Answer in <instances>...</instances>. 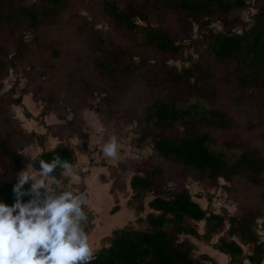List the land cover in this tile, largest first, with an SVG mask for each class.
I'll use <instances>...</instances> for the list:
<instances>
[{"label":"trees","instance_id":"16d2710c","mask_svg":"<svg viewBox=\"0 0 264 264\" xmlns=\"http://www.w3.org/2000/svg\"><path fill=\"white\" fill-rule=\"evenodd\" d=\"M97 2L108 29L85 25L95 51L92 63L98 81H93L105 93L103 102L111 106L115 103L112 91L123 90L137 79L154 94L138 117L144 127L139 139L149 137L152 152L145 160L146 167L132 172L127 199L139 212L145 209L147 199L149 209L136 217V225L113 228L105 236L106 243L94 250L96 258L91 264H206V260L216 264L207 252L194 253L188 235L205 240L216 235L211 245L228 257L222 264H244L245 259L264 264V238L257 231V218L264 215V152L249 139L218 138L216 133L234 130L237 125L224 102L251 108L252 115L256 111L258 119H264V0ZM70 5L71 0H0V24L10 33L26 26L34 35L38 26L59 23ZM248 7L254 10L245 20L241 13ZM116 34L129 41L119 40ZM22 39L20 36L19 41ZM188 47H193L197 56H183ZM134 48L162 56L152 59ZM14 57L8 60L9 66ZM169 58H178L182 64H170ZM4 62L0 60V68ZM10 91L0 95V103L21 102L20 96ZM252 118L243 125L251 129L258 121ZM259 134L264 140V130ZM24 135L10 115L0 119V202L9 206L15 203L17 174L27 161L26 153L17 147L18 138ZM57 154L76 164L77 154L68 141L42 147L33 159L51 163ZM164 163L172 166L175 181L168 178ZM34 166L40 169L39 159ZM60 174L58 169L49 175ZM110 175L109 189L114 192L119 178ZM190 176L212 187L221 185L219 178L234 182L241 177L244 187L260 190L259 202L238 201V209L232 213L210 210L201 206L184 184ZM32 183L29 179L20 191L30 190ZM225 183L222 185L231 191ZM120 188H125L124 182ZM39 191L43 195L44 189ZM150 191L155 193L149 196ZM211 197L209 192L207 199ZM20 199L26 203L29 197ZM117 208L114 204L111 211ZM200 220L204 221L201 232L196 226Z\"/></svg>","mask_w":264,"mask_h":264},{"label":"rangeland","instance_id":"374dc122","mask_svg":"<svg viewBox=\"0 0 264 264\" xmlns=\"http://www.w3.org/2000/svg\"><path fill=\"white\" fill-rule=\"evenodd\" d=\"M253 10V7L246 8L241 13L242 17L247 20L249 12ZM86 23L108 29L97 0H71L70 7L59 23L38 26L34 35L26 26L10 33L0 24V60L5 61V66L0 68V95L6 90H11L10 94L15 97L19 95L21 98V102L18 103L1 101L0 119L10 115L19 123V130L25 132L24 136L18 138L17 147L22 150L33 143L44 146L43 142L49 144L58 139L73 143L88 133L115 135L124 143V148L128 152L119 159L120 170L116 165H110L111 174H117V179L119 178L113 187L115 191L120 188L121 182L125 183L132 172L146 167L145 160L147 161V156L152 152L151 139L149 137L139 139L144 134V127L138 117L143 106L153 96L154 90L141 79H137L123 90H113L112 97L115 103L111 106L105 104L102 100L105 93L95 84V81H98L92 63L95 51L89 42ZM20 36L23 38L22 42L19 41ZM116 37L123 42L129 41L123 34H116ZM21 48L22 56L18 54ZM134 49L152 59L162 56L159 52ZM194 51L193 47L185 48L183 56H197ZM13 56L14 64L9 66L8 60ZM167 62L179 66L182 64L178 58H169ZM90 89L93 91L90 92ZM223 105L234 115L237 125L234 130H218L216 132L218 138L239 136L242 139H249L264 152V140L259 134L260 130H264V119L260 121L255 114L256 111L252 115L251 108L234 106L229 102H224ZM109 109L111 110L108 111ZM44 114H48L47 123L41 127L40 122ZM19 116L26 117V122L22 124ZM251 117L252 120L258 121L250 129L243 124ZM49 134L51 137L47 139ZM229 151L232 152L234 149ZM164 166L168 178L175 181L172 166L166 163ZM88 175L89 196H93L103 207L107 195L104 183L100 182L105 180L97 179L92 171ZM235 179L234 182H229L219 178L221 185L217 187H212L208 182L194 176L183 182L201 206L214 211L226 210L232 213L238 209V201L257 203L260 198L259 189L244 187L241 177ZM172 183L174 182L169 181V184ZM222 183L228 184L231 191L226 190ZM78 187L81 188V185ZM80 190L84 191L83 187ZM209 192L212 193V197L207 199ZM154 193L150 191L148 195ZM196 226L198 231H202L204 221H197ZM257 231L260 237L264 238V215L257 218ZM190 238L194 242V253L199 254L209 250V245L216 239V235L210 239L211 241L196 235H191ZM244 248L247 250L246 245ZM205 263L213 264L210 260H206ZM216 264L219 263L216 261ZM247 264L251 263L248 261Z\"/></svg>","mask_w":264,"mask_h":264},{"label":"clouds","instance_id":"9594fccd","mask_svg":"<svg viewBox=\"0 0 264 264\" xmlns=\"http://www.w3.org/2000/svg\"><path fill=\"white\" fill-rule=\"evenodd\" d=\"M101 151L109 159H118L117 137L111 136ZM29 158L33 171L27 166L17 174L15 203L0 202V264H91L96 253L87 231L91 219L88 194L61 187L62 180L49 175L59 169L68 178L79 180L78 170L59 154L51 163L36 158L39 170L34 166L36 159ZM29 179L33 181L31 189L21 192ZM22 196L29 200L22 203Z\"/></svg>","mask_w":264,"mask_h":264},{"label":"crops","instance_id":"0c3cea01","mask_svg":"<svg viewBox=\"0 0 264 264\" xmlns=\"http://www.w3.org/2000/svg\"><path fill=\"white\" fill-rule=\"evenodd\" d=\"M31 113L35 114L36 112ZM46 117H48V114H44L43 120L41 119V127H43V125L47 123ZM19 120L22 121L21 123L23 124L26 122V117L24 118L23 116H19ZM57 121H59V119H57ZM111 136L113 135H104L102 133H88L84 138L74 141L72 145L77 154V161L74 166L78 170L80 178L79 180L70 179L67 177L66 173L62 172L59 176H57L62 180L61 186L64 187V185H67V187L72 189L73 191L80 190L83 187L84 191H86L88 194V206L93 214L92 224L90 229L88 230V233L89 242L93 250L97 249L102 243H106L105 236L109 235L113 228L128 224L136 225V217L138 215H144L149 209L146 204L147 199L145 201V209L140 212L127 204V199L131 194V187L129 184L131 174L125 180L124 191L121 188H117L114 192L109 189L113 179V177H111L110 175V165H116L117 169L120 170L119 159L128 154V152L124 148V143H122L121 140L117 138L119 153L118 159H109L103 155L101 151L102 145L103 143L107 142ZM50 137L51 135L49 134L47 139H49ZM56 142H51L49 144L43 142L44 146L33 143L24 147L23 150L27 154V161L26 164H24V168L22 170H24L28 166V170L32 172L33 168L32 165L29 164L31 162L29 157L33 159L34 156L41 151L42 147L52 146ZM91 171L97 179L99 178L100 180H105V182L99 181L100 183H104L106 188L105 193L107 195V201L105 202L103 207H101V204H99L93 196H89L88 174ZM49 183H51V181H49ZM79 185H81V188L78 187ZM114 204H118V208L114 211H111V207ZM199 232H201V230H199ZM189 237H191V235H189ZM220 252L221 251L214 248L212 245H209V250L207 251L208 254L213 256L219 264L227 262V256ZM247 262L248 260L245 259L244 264H247Z\"/></svg>","mask_w":264,"mask_h":264},{"label":"built area","instance_id":"2783aa9c","mask_svg":"<svg viewBox=\"0 0 264 264\" xmlns=\"http://www.w3.org/2000/svg\"><path fill=\"white\" fill-rule=\"evenodd\" d=\"M88 211H89V214H90V223H89V225H88V228H87V231L90 229V227H91V224H92V220H93V214H92V211H91V209L89 208V206H88Z\"/></svg>","mask_w":264,"mask_h":264},{"label":"water","instance_id":"95a60500","mask_svg":"<svg viewBox=\"0 0 264 264\" xmlns=\"http://www.w3.org/2000/svg\"><path fill=\"white\" fill-rule=\"evenodd\" d=\"M136 149H138V148H136Z\"/></svg>","mask_w":264,"mask_h":264}]
</instances>
